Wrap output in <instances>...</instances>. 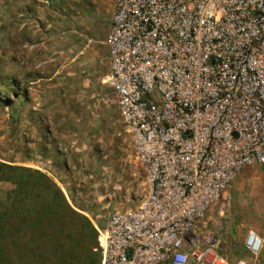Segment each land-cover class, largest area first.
<instances>
[{"label": "built area", "instance_id": "2783aa9c", "mask_svg": "<svg viewBox=\"0 0 264 264\" xmlns=\"http://www.w3.org/2000/svg\"><path fill=\"white\" fill-rule=\"evenodd\" d=\"M109 17L104 82L146 191L96 229L98 264H246L199 222L264 168V0H112Z\"/></svg>", "mask_w": 264, "mask_h": 264}, {"label": "rangeland", "instance_id": "374dc122", "mask_svg": "<svg viewBox=\"0 0 264 264\" xmlns=\"http://www.w3.org/2000/svg\"><path fill=\"white\" fill-rule=\"evenodd\" d=\"M111 3L0 0V164L24 170L15 184L19 174L0 169V264H98L96 229L145 194L104 82ZM38 77L41 86L26 87ZM32 163L47 173L23 166ZM247 172L264 178V168ZM228 191L199 222L218 248Z\"/></svg>", "mask_w": 264, "mask_h": 264}, {"label": "crops", "instance_id": "0c3cea01", "mask_svg": "<svg viewBox=\"0 0 264 264\" xmlns=\"http://www.w3.org/2000/svg\"><path fill=\"white\" fill-rule=\"evenodd\" d=\"M101 43L104 45V39ZM90 56H94V54ZM25 82L26 87H38L42 85L43 80L39 77L34 79L27 78ZM38 100L37 98V103L39 102ZM23 166L45 172L34 163L23 164ZM248 168L242 169L229 187V216L227 220L225 218L223 221L218 251L229 261L239 260L235 251L237 248L242 249L241 243L246 232L250 230L258 237H262L263 245H261L259 253L254 258H256V264H264V230H261L264 228V178L250 176L247 172ZM244 176L248 177L246 181L243 180Z\"/></svg>", "mask_w": 264, "mask_h": 264}, {"label": "trees", "instance_id": "16d2710c", "mask_svg": "<svg viewBox=\"0 0 264 264\" xmlns=\"http://www.w3.org/2000/svg\"><path fill=\"white\" fill-rule=\"evenodd\" d=\"M0 169H3L5 171H9V172H14V173L16 171V173L19 174V175H17L19 179H17V178L15 179V181H16L15 184H19V182H20L19 180L22 177V175L20 174V172L21 171L23 172L24 170H21V168H19V167H11V166H7V165H3V164H0Z\"/></svg>", "mask_w": 264, "mask_h": 264}]
</instances>
